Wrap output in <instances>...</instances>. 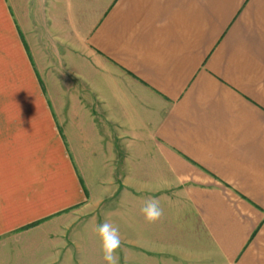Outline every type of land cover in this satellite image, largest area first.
Wrapping results in <instances>:
<instances>
[{
	"label": "crops",
	"instance_id": "0c3cea01",
	"mask_svg": "<svg viewBox=\"0 0 264 264\" xmlns=\"http://www.w3.org/2000/svg\"><path fill=\"white\" fill-rule=\"evenodd\" d=\"M106 219L120 264H264V0H0V264H105Z\"/></svg>",
	"mask_w": 264,
	"mask_h": 264
},
{
	"label": "clouds",
	"instance_id": "9594fccd",
	"mask_svg": "<svg viewBox=\"0 0 264 264\" xmlns=\"http://www.w3.org/2000/svg\"><path fill=\"white\" fill-rule=\"evenodd\" d=\"M141 213L149 224H155L163 217V209L160 207L159 200L152 197L145 200ZM95 233L101 242L102 259L105 264H120L121 235L119 226L106 219L96 226Z\"/></svg>",
	"mask_w": 264,
	"mask_h": 264
}]
</instances>
